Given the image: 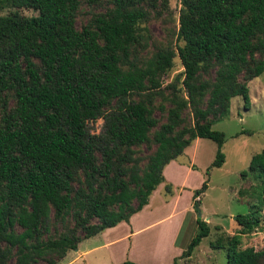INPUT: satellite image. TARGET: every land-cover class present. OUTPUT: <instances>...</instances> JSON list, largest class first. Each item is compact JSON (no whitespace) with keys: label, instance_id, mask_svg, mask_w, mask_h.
<instances>
[{"label":"trees","instance_id":"1","mask_svg":"<svg viewBox=\"0 0 264 264\" xmlns=\"http://www.w3.org/2000/svg\"><path fill=\"white\" fill-rule=\"evenodd\" d=\"M82 4L96 12L76 28ZM179 4L174 49L141 56L143 25L166 0H0V264H56L81 240L128 223L159 185L170 194L162 170L195 139L213 142L210 167L222 165L223 134L211 126L234 97L247 109L246 82L264 70V0ZM175 57L179 87H162ZM98 119L100 133L90 134ZM247 171L262 198L253 215L233 218L240 234L264 211V149ZM205 189L194 191L193 208ZM195 225L172 264L208 235L206 223ZM238 245L237 235L227 241L225 264H264V251Z\"/></svg>","mask_w":264,"mask_h":264},{"label":"rangeland","instance_id":"2","mask_svg":"<svg viewBox=\"0 0 264 264\" xmlns=\"http://www.w3.org/2000/svg\"><path fill=\"white\" fill-rule=\"evenodd\" d=\"M166 2V8L157 10L143 25L148 38L141 56L149 55L161 47L174 49L180 4L179 0ZM95 12L96 9L82 4L75 19L76 28L85 24ZM22 14L33 15L27 11ZM181 73L182 68L175 57L172 68L161 78V86L177 80L179 87ZM246 87L249 97L247 109L239 97H234L229 101L228 116L211 126L212 130L223 134L220 152L224 160L219 168L210 167L216 151L214 143L195 139L184 150V154L176 159L190 172L176 170L167 178L173 187L170 189L173 191L172 196L175 194L170 204H166L168 201L165 198L168 196L163 184L157 187V193L153 195V198L162 201L134 218L130 229L127 230L123 224L106 236L96 235L81 240L76 250L68 251L56 264H120L124 261L133 264H172L195 235L196 219L207 224L208 235L201 239L189 258L177 259L176 264H225L227 241L236 235L239 236V249L264 251V211L256 214L257 226L245 234L239 233V227L233 220L238 215H253L257 208L260 209L262 198L261 180L256 174L248 173L247 168L251 157L264 149V70L257 78L246 82ZM153 115L158 119V124L163 122L164 118L157 111ZM182 118L186 126L192 125L188 109L182 112ZM102 123L101 119L88 122V132L97 135L102 129ZM137 151L142 157L150 154L144 146ZM187 166L194 168L191 170ZM202 183H205L206 189L199 197L198 218L193 208L192 195ZM188 210L191 212L186 214ZM183 213L185 217L177 227ZM54 231L57 232L58 228H54ZM106 240L109 243L103 245L102 242ZM216 242L223 248L213 249L211 245Z\"/></svg>","mask_w":264,"mask_h":264},{"label":"crops","instance_id":"3","mask_svg":"<svg viewBox=\"0 0 264 264\" xmlns=\"http://www.w3.org/2000/svg\"><path fill=\"white\" fill-rule=\"evenodd\" d=\"M183 154H184V151H183ZM184 164H180V163H177L176 162V160L175 161H171V162H169L164 168H163V170H162V177H163V179H164V183L165 184H167V185H169L170 186V189H172L173 187H172V185H171V183H169L168 182V177H171L172 176V174H174V171H176V170H183L185 173H189L190 171L186 168V167H184L183 166ZM192 165V164H191ZM187 167H189L191 170L194 168H192V166H187ZM163 184H161V185H159L158 187L160 188L161 186H162ZM156 190H158L157 188L151 193V195L149 196V198H148V201H147V204L138 212V213H136V214H134V215H132L130 218H129V220H128V223H123V222H121V223H119V224H117L115 227H113V228H110V229H106L105 231H103V232H101L100 234H98V235H100L101 237H103L104 235L106 236V234H109L110 232H112L113 230H115V229H117L118 227H120V226H122L123 224H124V226H127L126 227V229L128 230V229H130L131 228V225H132V222H133V219L134 218H136V217H139L140 215H142L146 210H150V209H152L153 207H156L155 205H157V203H160L162 200H156V198H153V195H154V193L156 192ZM183 190V189H182ZM170 191V190H169ZM157 193V192H156ZM155 193V194H156ZM172 193H173V191L171 192L170 191V194H166L168 197L167 198H165V200L166 201H168L166 204H170L173 200V198H174V195L172 196ZM153 198V203L152 204H150V200ZM168 199V200H167ZM191 212V210L189 211H187L186 212V214H189ZM171 216H172V214H171ZM170 217V215H168L167 216V218H169ZM184 213H183V215L179 218V223H178V225H177V227H179L180 225H181V223H182V221H183V219H184ZM130 232V231H129ZM107 243H109V242H107V240L106 241H104V243L102 242V244L103 245H106ZM182 252V251H181ZM180 252V253H181ZM180 255V254H179ZM179 255L177 256V257H179ZM176 257V258H177Z\"/></svg>","mask_w":264,"mask_h":264},{"label":"water","instance_id":"4","mask_svg":"<svg viewBox=\"0 0 264 264\" xmlns=\"http://www.w3.org/2000/svg\"><path fill=\"white\" fill-rule=\"evenodd\" d=\"M195 212H196L197 217L200 218V212L197 207L195 208Z\"/></svg>","mask_w":264,"mask_h":264}]
</instances>
